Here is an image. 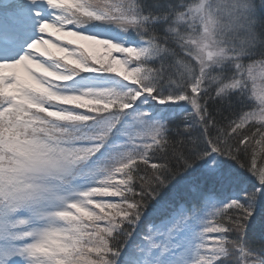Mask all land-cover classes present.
Returning a JSON list of instances; mask_svg holds the SVG:
<instances>
[{"label": "snow or ice", "instance_id": "6c2138e0", "mask_svg": "<svg viewBox=\"0 0 264 264\" xmlns=\"http://www.w3.org/2000/svg\"><path fill=\"white\" fill-rule=\"evenodd\" d=\"M0 264H264V0H0Z\"/></svg>", "mask_w": 264, "mask_h": 264}, {"label": "rangeland", "instance_id": "374dc122", "mask_svg": "<svg viewBox=\"0 0 264 264\" xmlns=\"http://www.w3.org/2000/svg\"><path fill=\"white\" fill-rule=\"evenodd\" d=\"M54 38V37H53Z\"/></svg>", "mask_w": 264, "mask_h": 264}]
</instances>
